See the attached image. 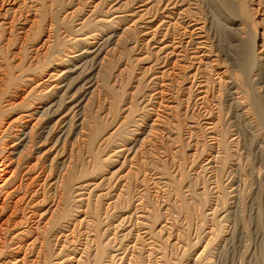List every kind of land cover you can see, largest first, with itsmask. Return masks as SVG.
I'll return each mask as SVG.
<instances>
[{
    "label": "rangeland",
    "instance_id": "obj_1",
    "mask_svg": "<svg viewBox=\"0 0 264 264\" xmlns=\"http://www.w3.org/2000/svg\"><path fill=\"white\" fill-rule=\"evenodd\" d=\"M0 165V264H264V0H0Z\"/></svg>",
    "mask_w": 264,
    "mask_h": 264
},
{
    "label": "bare ground",
    "instance_id": "obj_2",
    "mask_svg": "<svg viewBox=\"0 0 264 264\" xmlns=\"http://www.w3.org/2000/svg\"><path fill=\"white\" fill-rule=\"evenodd\" d=\"M174 2V1H173ZM165 5V4H164ZM174 5V4H173ZM172 5V6H173ZM170 6V5H169ZM165 7V6H164ZM166 8V7H165ZM129 15V14H128ZM153 34V33H152ZM98 40V39H97ZM164 42V40L163 39H161V40H159V42L158 43H160V47L159 48H165V46H167V45H162V43ZM97 42H96V40L93 42L92 41V44H91V47L93 48V49H96L97 48ZM99 50V49H98ZM156 50V49H155ZM193 51V50H192ZM82 52V51H81ZM98 53V52H97ZM196 53V52H195ZM176 55V54H175ZM163 61V60H162ZM193 63V62H192ZM62 68V67H61ZM58 69V68H57ZM62 71V70H61ZM58 72V71H57ZM61 73H63V72H61ZM61 73H59V74H61ZM79 73V72H78ZM52 74V73H51ZM56 74V73H55ZM58 74V73H57ZM58 74V75H59ZM57 75V76H58ZM56 76V77H57ZM80 76V75H79ZM161 76V75H160ZM159 76V77H160ZM58 79V78H57ZM63 79L64 78H62L61 80H60V82H63ZM58 81V80H57ZM50 87V86H49ZM64 90V89H63ZM67 94V93H66ZM84 94V93H83ZM62 95V94H61ZM65 95V94H64ZM68 95V94H67ZM70 96V95H69ZM58 99V98H57ZM79 99V98H78ZM56 101V100H55ZM65 101V100H64ZM82 101H83V98H82ZM72 102H74L73 100H67V101H65L64 103H62L61 102V100L60 99H58L56 102H52L51 103V106H53L52 108H54L51 112H52V114L50 115L49 113V115H50V117H49V120L51 119L52 120V118L58 113V112H60V111H62L63 109H65V108H67V107H69V105L70 104H72ZM77 104L76 105H78V101H75ZM80 103V102H79ZM49 104V103H48ZM81 105V104H80ZM51 106H49V107H51ZM78 107V106H77ZM50 112V113H51ZM70 114H72V113H70ZM58 115V114H57ZM57 119V118H56ZM42 132V131H41ZM24 136H25V134L24 133H22L21 134V136L20 137H18L19 138V140L17 141V142H22L23 140H24ZM29 136V135H28ZM3 164V163H2ZM3 166L4 165H0V188L2 187L3 188V185L6 183L5 181H6V178L4 179V176H2V174L4 173V169H3ZM6 172V171H5ZM1 188V189H2ZM4 189V188H3ZM2 189V190H3ZM32 205V204H31ZM137 222V221H136ZM145 229V228H144ZM146 231V230H145ZM27 245V244H26ZM122 256V255H121ZM123 259V258H122ZM7 261V260H6ZM208 264H220V262L219 261H217L216 259H211V260H209L208 261Z\"/></svg>",
    "mask_w": 264,
    "mask_h": 264
}]
</instances>
